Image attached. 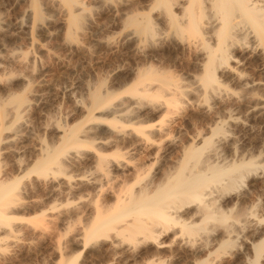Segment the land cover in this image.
<instances>
[{
    "label": "bare ground",
    "instance_id": "bare-ground-1",
    "mask_svg": "<svg viewBox=\"0 0 264 264\" xmlns=\"http://www.w3.org/2000/svg\"><path fill=\"white\" fill-rule=\"evenodd\" d=\"M95 1L98 4L111 5V11L115 12L113 4L117 0ZM126 1L120 0V3L125 5ZM26 2V10L22 11L23 13L18 17L16 28L26 29L30 34L36 30L45 31L48 18L43 11L42 0H26ZM149 2L142 13L128 12L129 14L123 15V28L128 32L124 37L133 42L137 50L146 48L147 45L148 49L149 45L153 46L156 41L157 49L163 44L172 43L180 46L181 43H185L192 58L191 71L187 76L190 82L188 84H191L194 92L201 94L203 102L209 103L213 99L214 104L219 108L225 105L234 107L228 103L236 104L235 106L238 107L240 105L238 103L242 102L248 105L247 113L255 112L264 115V99L253 93L255 90L264 91V81L249 79L237 71L244 61L253 59L261 62L264 72V0H149ZM50 5L52 10L64 16L60 23H64L65 41L77 44L79 33L88 16L85 4L81 0H50ZM152 13L157 14V26L151 17ZM3 27L0 21V32ZM237 55H240L242 59L237 58ZM145 62L144 65H139L140 63L135 65L130 71L132 81L130 80V85L125 84L129 86L127 85L128 88L124 91V94L129 97L126 102L134 105L135 109V105L143 106L147 103L153 116L161 113L164 108L177 107L187 93V86L181 83V79L172 77L169 71L159 66L156 69L154 65ZM225 81L238 84L242 89L241 92L244 91L246 94L240 92L243 96H237L239 94L231 93ZM27 96H29L28 93L26 95L22 92L18 95H10L0 102V132L7 133L4 136L5 139L2 138V142L5 141L4 144H10L15 139L16 132L19 130L18 125H21L27 111L29 99ZM86 100L87 112L98 110L99 116L110 115L112 119L103 120L104 117L101 121V118L98 120L94 114L91 116V121L95 123L97 121V123L93 124L94 126H88L87 132L85 130L87 126L83 127L84 130L82 127L81 129L66 128L59 147L38 145V157L35 158L32 166L22 168L18 165V170L26 171L20 179L3 178L0 161V242L9 238L15 231L14 207L19 205L22 179L31 175H35L38 182L45 183L51 179L55 183L52 185L51 193H55L60 187L58 184L60 176H66L64 160L70 152H73L71 150L79 154L84 148L96 149L97 145L101 147L115 145L123 141V137L128 138L125 137L127 131L132 134H130L132 138H128V150L129 148L135 150L141 145H152L151 136L156 130L146 126L145 123L134 122L133 111L126 110L128 105H125V101V103L122 102L123 104L120 102L124 99L115 102V95L108 91L104 82L100 80L92 89L88 88ZM123 105L126 107L122 108ZM206 106L209 110V106ZM139 108L136 111L140 113L143 107L140 110ZM8 117L11 119L9 123L5 122ZM226 117L229 124L234 122L231 115ZM239 123L235 121L233 126L240 127ZM103 125L106 126V131L103 132L104 137L97 138L99 143L96 144L95 137L92 135L93 138H91L88 134L90 130L94 131ZM127 125L132 129L126 130ZM157 132L161 133L159 130ZM165 135H160V141L157 139L158 145L163 143L161 138L163 136L165 138ZM224 135H226L225 127L221 123L210 128L207 134L198 133L190 137L186 144H179L175 139L170 140L168 148L172 151L181 150V156L176 160L174 167L161 171L162 179L154 186L152 192H149L147 186L150 183L153 184V180H150L157 173L148 178L150 172L149 175L146 174L147 167L142 166L135 171L133 184L126 183L116 192L115 202L112 205L107 207L104 205V207L96 201L91 213L92 217L90 216L92 221L84 225L80 234L83 238V246L99 241H108L112 249L122 245H127L131 249L154 246L157 254L145 255L147 257L142 258L141 264H165L168 259L164 258L163 252L172 251V248L176 247L177 250L174 252L177 253H173V257L172 253L170 255L174 261L171 264H222L224 259L222 256L226 254V251L237 246V240L241 238L237 237L242 232L240 229H245V226L243 228V225L240 226L241 221L243 220L244 225L250 224L253 220V212L248 215L244 212L247 217L242 215L241 219L238 216L240 213L236 214L233 210L224 211L219 206L217 198L238 188L248 176L258 175L260 170L261 174L264 173V165L259 168L258 163L252 159L232 166L217 162L221 147L232 146L231 140ZM2 142L0 141V145ZM125 145L127 146V142ZM114 148L115 150L109 156L98 152L94 171H88L90 179L85 180L88 172L84 176L85 181H83L93 186L94 188H91L94 190L101 191L103 187L98 183L99 177L107 180L109 172L124 170L128 167L130 160L125 158L118 146ZM141 170L145 174L143 171L141 173ZM38 205L36 202L31 203L34 207ZM51 208L47 210H53ZM254 221L256 228L252 230L253 237L250 241H245L249 245L247 248L251 249V255L242 256L240 264L262 263L264 225L258 219ZM246 227L249 228V225ZM238 231L241 232L238 234ZM76 241L79 242V240ZM76 241L75 244L80 246V243ZM181 249H188V252L181 253L179 251ZM114 253L117 257V252ZM62 264H76V262L74 258H69Z\"/></svg>",
    "mask_w": 264,
    "mask_h": 264
},
{
    "label": "rangeland",
    "instance_id": "rangeland-1",
    "mask_svg": "<svg viewBox=\"0 0 264 264\" xmlns=\"http://www.w3.org/2000/svg\"><path fill=\"white\" fill-rule=\"evenodd\" d=\"M81 1L85 4L89 17H86L79 33L78 43L71 44L65 41L64 23H60L64 16L51 9L50 0H42L43 11L48 18L45 31L36 30L32 34L26 29L16 28L18 17L26 10V0H0V21L4 26L0 32V102L10 95H18L22 92L29 95L27 96L29 97L27 111L21 125H18L19 130L16 132L15 139L10 144H4L5 141L2 142V138L5 139L4 136L7 133L0 132L2 142L0 161L3 178L20 179L24 176L26 171L18 170V165L22 168H30L35 158L38 157L37 150L40 144L59 147L66 128L79 127L81 129L82 127L84 130L87 126L85 129L87 132L90 125L94 126L97 123V121L96 123L91 121V116L94 114L95 118L97 117L98 120L101 118V121L104 117L103 120L112 119L106 114L104 115L108 116L107 118L103 114L99 116L98 110L87 112L85 109L88 88L92 89L100 80L106 84L108 91L115 95V102L124 99L120 102L125 103L129 97L124 94V91L132 81L130 71L135 65L139 63V65H144L147 61V64L154 65L155 68L159 66L169 71L172 77L181 79V83L187 86L188 94L186 93L187 96L182 98L177 107L164 108L166 112L163 109L155 116L150 113L147 103L143 106L135 105L136 109L134 105L125 103L129 106L125 109L133 111L134 122L145 123L146 126H151L156 130L151 136L152 145H141L135 150L131 148L128 150V140L132 138V134L127 131L129 134L126 133L125 137L130 138L123 137V141L115 145L109 147L97 145L96 149L84 148L79 154L71 150L73 152L68 153L69 155L64 160L66 176H60L59 182L57 181L60 185L56 189L57 193H51L52 185H55L51 179L45 183L36 181L35 175L22 179L19 205L14 207L15 231L9 238L0 242V264H62L69 258H74L76 264H141L143 257L157 254L154 246L131 249L127 245H122L112 249L108 241H99L84 247L80 234L84 225L92 221L90 216L92 217L91 213H93L96 201L100 206L112 205L115 202L116 192L126 183L133 184L135 171L139 167H147L143 168L148 171L146 174L149 175L150 172L148 178L157 173L150 180H153V184L150 183L147 186L149 192L153 191L154 186L162 179L161 171L174 167L176 160L181 156L180 149L172 151L168 148V142L172 139L179 144H186L190 137L198 133L207 134L210 128L222 123L225 127L226 135L224 136L231 140L232 146L221 147L220 145L221 152L217 162L232 166L252 159L258 163L259 168L264 165V115L255 112L247 113L248 105L242 102L238 103L240 105L237 104L238 107L235 106L236 104L228 103L234 107H229L227 104L228 107L224 106L226 108H219L214 104L213 99L209 103L203 102L201 94L196 91L195 93L191 84H188L190 82L187 76L191 71L192 58L185 43H181L180 46L177 44L179 47L172 43H169L170 47L168 44H163L162 49L161 47L157 49L156 41L153 46L149 45L148 49L147 45L146 48H139L138 51L136 45L124 37L128 32L123 28V15L129 14L128 12L130 14L142 13L144 7L149 5V0H125V5L117 0L113 4L115 12L111 11V5L98 4L95 0ZM156 16V13H152L151 17L155 23L157 22ZM144 49L147 50L146 54ZM237 56L242 59L240 55ZM252 60L244 61L237 71L249 79L263 82L262 64L260 61ZM126 83L129 85H125ZM225 83L228 84V91L239 94L237 96L242 95L240 94L242 89L238 84L230 81H225ZM242 92L244 94V91ZM253 93L264 99V91L255 90ZM206 105L209 106V110L206 109ZM138 108L139 110L142 108L140 113L137 112ZM227 115H231L234 122H240L241 124L238 125L241 128L233 126V121V124H229ZM10 121L8 117L5 122ZM127 129L131 130L132 127L127 125ZM161 129H163L162 132ZM104 130L106 131V126L103 125L95 132L90 130L88 135L91 138L93 135L95 143L98 144L97 138L104 137ZM163 134L167 135L161 138L163 143L158 145L160 135ZM58 140L59 143H57ZM115 146H118L119 151L130 160L128 167L120 171L113 169L114 171L109 172V176L107 175L109 178L105 177L108 178L107 180L98 176L100 178V181L98 178V183L103 187L101 191L100 189L94 190L93 186L84 182L90 179L88 171H94V162L98 152L109 156L115 150ZM143 170L141 173L144 172ZM261 172L260 170L256 176H248L238 188L217 198L219 206L224 211L233 210L236 214L240 213L241 215L238 214V216L241 219L242 215L246 216L253 212L252 222L247 223L251 229L246 227L248 225H244L243 220L241 221L240 226L243 225L242 228L245 226L244 228L248 229L246 232L245 229H240L242 232L244 230L243 233L237 232L240 233L237 237L241 238L237 240V246L226 251V254L222 256L224 257L222 264H240L242 256L251 255V249L247 248L249 245L245 241H250L253 237L254 231L252 230L256 228L254 220L258 219L264 225V173L261 174ZM32 202L39 205L31 206ZM50 208L53 210H47ZM75 241L80 243V246H77ZM172 249V251L163 252L164 258L168 259L165 264L174 262L172 257L173 253H177L174 252L177 249L176 247ZM187 250L179 251L186 253ZM114 252H117V257ZM263 259L264 256L261 264H264Z\"/></svg>",
    "mask_w": 264,
    "mask_h": 264
}]
</instances>
